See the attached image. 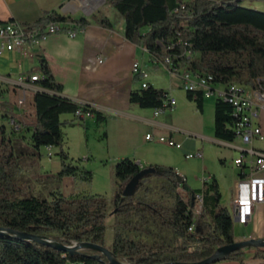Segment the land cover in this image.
I'll return each instance as SVG.
<instances>
[{
	"label": "trees",
	"instance_id": "obj_1",
	"mask_svg": "<svg viewBox=\"0 0 264 264\" xmlns=\"http://www.w3.org/2000/svg\"><path fill=\"white\" fill-rule=\"evenodd\" d=\"M125 20V36L133 44L143 47L152 62L166 67L170 58L182 72L213 75L215 83L244 84L264 91V12L245 7L244 0H106ZM92 19L106 28L113 22L100 13ZM62 24L59 33L86 28L89 18L64 16L47 11L34 27ZM52 35V34H50ZM49 36V35H47ZM158 63L156 67H158ZM41 72L45 79L36 82L42 88L34 96L36 123L31 140L34 154L41 157L43 147L58 148L61 170L48 176L63 179L81 178L93 181V171L75 160L66 149L68 124L62 115L77 114L79 109L91 111L97 120L105 117L88 105L62 95L59 84L44 57L39 67L30 74ZM135 82H141L135 76ZM169 93L153 85L134 89L130 102L141 108L157 109L164 106ZM200 111L204 107L202 92H186ZM9 102H0V110L10 120ZM233 107L217 98L215 103V136L233 141ZM13 131L16 127H11ZM18 131V130H17ZM26 156L17 152V145L7 126L0 123V226L19 232L44 235L56 242L73 246L90 241L105 246L107 218L114 217L126 228L142 229L145 225L171 229L175 233L172 244H148L129 239L118 232L108 249L120 261L129 264H164L170 261L195 263L211 257L224 245L236 242L235 223L230 211L221 204L218 182H206L202 189H193L175 168L161 165L140 167L130 158L118 161L114 176L119 186L113 198L103 194L65 196L52 193L42 198L30 192L17 178L20 161ZM149 175L164 178L175 190L181 189L173 206L141 199L132 192L133 185L146 169ZM146 174V175H148ZM202 195L199 213L197 196ZM124 220V223H122ZM136 220V221H134ZM193 227L191 230L190 228ZM91 249L71 254L31 240H20L14 235L0 234V264H107L108 258ZM256 257L264 258V249L256 248ZM243 250L236 251L229 260L243 262Z\"/></svg>",
	"mask_w": 264,
	"mask_h": 264
},
{
	"label": "crops",
	"instance_id": "obj_2",
	"mask_svg": "<svg viewBox=\"0 0 264 264\" xmlns=\"http://www.w3.org/2000/svg\"><path fill=\"white\" fill-rule=\"evenodd\" d=\"M96 2L97 0H0V22L17 20L30 24L47 11L91 19V24L77 36L68 33L52 34L44 38L36 49L47 60L56 81L63 86V96L88 105L105 117L104 121L99 122L95 114L89 117L62 115V120L68 122L63 128L66 137L74 132L80 133L87 147L85 160L97 159L91 148L100 149L104 151L101 161L110 165L113 171L118 161L130 158L140 167H173L193 189H202L206 182L216 180L222 195L221 204L232 214L239 180L248 177L253 170L255 155L250 151L264 153V107L259 109L258 118L263 137L254 138L250 144H245L239 137L228 141L215 136L216 100L213 103L214 121L208 129L190 120L194 116L202 118L205 115L207 97H204L203 111L186 95L184 99H176V108L162 113L165 116H155V109L132 104L131 91L142 87L141 82L134 81L133 64L139 62L141 53H145L146 58L151 61L149 54L143 47L126 38L125 20L122 17H108L113 22V28L103 27L92 19ZM243 5L264 12V0H244ZM0 58L6 60V63H0V68L6 69L0 72V100L10 103L11 106L7 107L8 116L13 118L18 115L23 126L25 121L30 122L26 118L30 116L33 122L28 127L33 129L36 107H31L32 116H25L15 105L21 92L12 87L17 80L12 79L11 74L14 72L19 77L23 73L30 74L32 69L39 67L40 60L36 56L22 57L13 52L5 53ZM148 64L156 67L157 63L140 64L147 71L146 81L149 85L163 89L169 95L174 92L173 89L170 90L171 87L161 88L156 84L151 76L153 70L147 69ZM32 85L40 88L36 83ZM179 87L181 88L180 85ZM31 101L34 104V97H31ZM183 104L187 109L182 107ZM4 115L3 110H0L1 120H6L3 119ZM7 124L12 127L10 120H7ZM149 133L154 134L156 139L147 140L146 135ZM159 136L174 138L175 143L181 144L180 148L175 147L178 149L177 154L169 155L166 162L160 159L162 145L158 140ZM43 149L46 153L53 151L57 155L58 152L56 147H43L41 153ZM196 151H202L203 157H186ZM242 154L246 155V159L239 166L235 161ZM185 159L195 160L194 164L186 165ZM46 164L47 162L41 161V166L47 170L49 166ZM84 164L87 165L86 162ZM55 168L58 172L61 170L58 164ZM261 175L264 177V171ZM69 179L70 177H65V180ZM234 223L237 242L264 239V201L255 204L253 215L247 223ZM243 252V262L226 258L214 264H264V258L256 257V248H245Z\"/></svg>",
	"mask_w": 264,
	"mask_h": 264
},
{
	"label": "rangeland",
	"instance_id": "obj_3",
	"mask_svg": "<svg viewBox=\"0 0 264 264\" xmlns=\"http://www.w3.org/2000/svg\"><path fill=\"white\" fill-rule=\"evenodd\" d=\"M97 13H101V15L106 17H113L116 15L117 19L120 17L117 11L106 3V0H97L95 5V14ZM0 63H6V60L4 58H0ZM139 63L143 66V63L154 62L149 61V59L146 58L145 53H141L139 56ZM161 65L162 66L156 68L153 66V64H148L147 69L153 70L151 72L153 80L161 88L171 87L170 90L173 89L174 92H171L170 96H174L177 100L184 99L186 97V91L182 88L180 78L171 74L165 65ZM2 70L4 71L6 69L1 67L0 72H2ZM11 77L15 80L19 79V76L14 72L11 74ZM216 98L217 96L215 95L212 97H207L205 115L202 118L194 116L190 120L193 122L195 121L197 124L201 125L202 128H211L214 121L213 103ZM0 102L8 101L0 100ZM182 107L187 109L184 104ZM148 115H152V113H148ZM162 115L165 116L164 114ZM3 119H5V117H3ZM27 120L31 123L33 122L30 116L27 118ZM30 122L25 121L24 126L21 122L15 124L16 128L14 130L16 131H13L11 126L7 124V120H1L0 118V123H3L7 126L9 132L14 138L17 145V152L26 154V156L20 161L21 172L17 174V178L28 187L32 194L42 198L50 199L52 193L60 191L65 196L103 194L108 198V200L113 198L114 192L119 186V182L115 178L114 171L110 165H106L105 162L101 161L104 151L97 148L94 149L93 147L91 150L97 159L89 161L85 160L87 156V147L85 145V141L80 133L74 132L73 135L70 134L68 138L66 137V149L69 151L70 156L75 160L82 159V165H85L84 162L87 163L85 166L93 171V181L88 182L81 178L74 179L73 177H70L69 180H65V178L58 179L56 177H50L48 175L58 173L57 169L55 168L57 164L59 168H61L60 158H58V156L54 154L53 151L46 153L45 149L42 150L41 157H38L34 154L31 140L32 129L28 127L31 125ZM160 144L162 145L160 147L162 152L160 155L161 161L166 162L169 155L177 154L176 150L178 149L175 148V145L171 143L166 144L163 142ZM41 161L43 163L47 162L46 166H49L47 170L41 166ZM185 161L186 165H193L195 160L185 159ZM180 191L181 189L175 190L172 185L164 178L149 174L144 175L136 184L133 185L132 188V192L136 194L137 197L149 202L154 201L163 206L169 207L175 204L177 195ZM122 223H124V220ZM118 232L123 233L129 239L142 241L148 244L161 243L167 245L172 244L175 239V233L171 229L161 228L152 223L145 225L142 229L126 228L122 224L119 225L114 217H108L107 230L105 233V247H111L114 237Z\"/></svg>",
	"mask_w": 264,
	"mask_h": 264
},
{
	"label": "built area",
	"instance_id": "obj_4",
	"mask_svg": "<svg viewBox=\"0 0 264 264\" xmlns=\"http://www.w3.org/2000/svg\"><path fill=\"white\" fill-rule=\"evenodd\" d=\"M62 24H49L47 26L34 27L29 24L19 22L17 20H8L0 22V56L8 52L17 53L22 57H37L41 59V55L36 51L40 42L50 34H57L60 31ZM79 30L69 31L68 34L77 36ZM101 61V60H100ZM154 63H158L154 61ZM168 70L171 74L180 78L182 88L186 92L198 93L202 92L204 97L217 96L229 103L233 107V116L235 118L234 130L236 136L241 138L245 144H250L254 138H262L263 131L258 123L259 109L264 107V91L252 89L251 87L240 84L239 86H230L221 83H215L213 75L203 76L202 74H195L192 72L184 73L170 58L166 59ZM133 75L141 77L142 88H148L149 83L146 81L148 76L147 71L143 69L138 61L133 64ZM45 79L43 73L23 74L12 85L14 89H20L21 95L16 98L15 105L21 109L23 115H31V107L34 105L31 97H34L36 92L41 91L42 88H35L32 84ZM216 98V99H217ZM177 100L174 96L168 95L164 101L162 108L155 109V116L173 110L176 108ZM78 117H89L93 113L79 109L76 114ZM29 116H27L28 118ZM36 118V117H35ZM20 117L18 115L11 117L10 123L13 127L18 124ZM147 140H155L154 134L146 135ZM158 140L164 143H171L177 148L181 144L175 143L172 138L166 136H159ZM255 155L253 162V170L251 174L239 180L236 197L233 201L234 209L232 217L234 221L245 224L253 215L254 206L256 203L264 201V177L261 173L264 171V153L259 151H250ZM187 158H201L202 151H196L186 156ZM246 155L242 154L235 163L239 166L245 162ZM198 204L196 206L197 213L201 210L202 195L197 196ZM191 230L193 227L190 228Z\"/></svg>",
	"mask_w": 264,
	"mask_h": 264
},
{
	"label": "water",
	"instance_id": "obj_5",
	"mask_svg": "<svg viewBox=\"0 0 264 264\" xmlns=\"http://www.w3.org/2000/svg\"><path fill=\"white\" fill-rule=\"evenodd\" d=\"M150 171H154V169H146L143 171V175L148 174ZM0 234H7V235H14L16 238L20 240H31L38 242L42 245L52 246L60 251H66L71 254L79 253L83 249H91L97 251L99 254H96L95 257L99 258L101 254H104L109 262L107 264H129L124 261L118 260L114 255L113 252L108 249L107 247L93 243L90 241H82L73 246L64 245L59 242H56L44 235H36L27 232H19L13 229H6L0 226ZM245 248H262L264 249V239H249L247 241H240L235 242L232 244H227L224 246L219 247L216 252L209 258H206L202 261L195 262V263H187V262H180V261H170L164 264H214L222 259H226L230 256V254L243 250Z\"/></svg>",
	"mask_w": 264,
	"mask_h": 264
},
{
	"label": "bare ground",
	"instance_id": "obj_6",
	"mask_svg": "<svg viewBox=\"0 0 264 264\" xmlns=\"http://www.w3.org/2000/svg\"><path fill=\"white\" fill-rule=\"evenodd\" d=\"M203 76H210V75H203ZM226 85H230V86H239V84H237V83H227Z\"/></svg>",
	"mask_w": 264,
	"mask_h": 264
}]
</instances>
